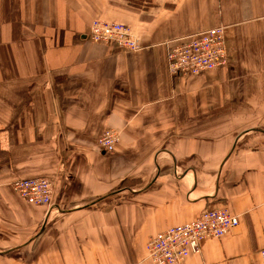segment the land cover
<instances>
[{
	"label": "crops",
	"instance_id": "0c3cea01",
	"mask_svg": "<svg viewBox=\"0 0 264 264\" xmlns=\"http://www.w3.org/2000/svg\"><path fill=\"white\" fill-rule=\"evenodd\" d=\"M219 25L227 65L171 78L168 50ZM29 177L51 205L13 190ZM223 207L238 225L181 264H262L264 0H0V264H154L149 236Z\"/></svg>",
	"mask_w": 264,
	"mask_h": 264
},
{
	"label": "built area",
	"instance_id": "2783aa9c",
	"mask_svg": "<svg viewBox=\"0 0 264 264\" xmlns=\"http://www.w3.org/2000/svg\"><path fill=\"white\" fill-rule=\"evenodd\" d=\"M89 38L94 42L114 43L128 51L139 48L134 31L120 22L93 20ZM226 61L224 27L220 25L181 40L167 52V67L172 77L224 67ZM118 137L116 130L109 129L98 137L97 144L112 151ZM11 186L32 204L51 205L53 185L46 177L15 179ZM238 223V217L225 207L204 209L192 220L168 226L150 236L146 242L148 258L154 264H181L189 256L200 253L206 240L221 238ZM260 254L264 264V250Z\"/></svg>",
	"mask_w": 264,
	"mask_h": 264
},
{
	"label": "rangeland",
	"instance_id": "374dc122",
	"mask_svg": "<svg viewBox=\"0 0 264 264\" xmlns=\"http://www.w3.org/2000/svg\"><path fill=\"white\" fill-rule=\"evenodd\" d=\"M112 22H114V21H112ZM120 23H121V22H120ZM122 24H124V23H122ZM124 25H127V24H124ZM127 26H128V25H127ZM220 26H222V25H220ZM129 27H130V26H129ZM130 28H131V27H130ZM131 29H132V28H131ZM225 48H226V43H225ZM226 65H227V61H226L225 66H226ZM201 71H205V70H201ZM201 71H199V72H201ZM199 72H197V73H199ZM197 73H194V74H186V75H180V76H190V75H195V74H197ZM169 75H170V73H169ZM170 76H171V75H170ZM176 76H179V75H176ZM174 77H175V76H174ZM171 78H173V77L171 76ZM106 130H109V129H105L104 131H106ZM112 130H113V129H112ZM104 131H103V132H104ZM103 132H102V133H103ZM102 133H101V134H102ZM118 139H119V137H118ZM117 141H118V140H117ZM115 144H116V143H115ZM98 147H99L100 150H102V151H104V152H108V153H109V152H112V151L114 150V148H113L112 151H111V150H108V149H106V148L102 149V148L99 146V144H98ZM114 147H115V146H114ZM50 181H51V180H50ZM52 194H53V193H52ZM51 203H52V201H51ZM45 206H48V205H45ZM204 209H209V208H204ZM204 209H203V210H204ZM210 209H211V208H210ZM203 210H202V211H203ZM228 211H229V210H228ZM200 213H201V212H200ZM200 213H199V214H200ZM232 214H233V213H232ZM234 215H235V214H234ZM236 216H237V215H236ZM237 217H238V216H237ZM238 220H239V218H238ZM229 231H230V230H229ZM229 231H228L227 233H229ZM227 233H226V234H227ZM226 234H225V235H226ZM225 235H224V236H225ZM151 236H152V235H151ZM149 237H150V236H149ZM149 237H148V238H149ZM217 239H220V238H217ZM145 245H146V244H145ZM202 245H203V244H202ZM145 248H146V246H145ZM262 250H264V248H262V249L259 251V254H260V252H261ZM201 251H202V247H201ZM201 251H200V253H201ZM146 252H147V250H146ZM198 254H199V253H198ZM260 257H261V254H260ZM147 258H148V253H147ZM148 259H149V258H148ZM185 260H186V259H185ZM150 261H151V260H150ZM151 262H152V261H151ZM261 263H262V259H261Z\"/></svg>",
	"mask_w": 264,
	"mask_h": 264
}]
</instances>
